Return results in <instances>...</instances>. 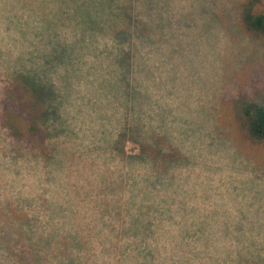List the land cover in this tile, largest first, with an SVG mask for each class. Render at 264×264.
<instances>
[{
	"label": "rangeland",
	"instance_id": "obj_1",
	"mask_svg": "<svg viewBox=\"0 0 264 264\" xmlns=\"http://www.w3.org/2000/svg\"><path fill=\"white\" fill-rule=\"evenodd\" d=\"M241 1L138 0L137 49L57 35L50 12L31 48L0 2V79L28 74L55 111L50 159L0 129V264L264 259V147L239 135L230 105L264 87V39L242 31ZM76 4L59 0L60 27L88 17ZM135 129L177 150L167 170L129 159L140 147L119 137Z\"/></svg>",
	"mask_w": 264,
	"mask_h": 264
},
{
	"label": "trees",
	"instance_id": "obj_2",
	"mask_svg": "<svg viewBox=\"0 0 264 264\" xmlns=\"http://www.w3.org/2000/svg\"><path fill=\"white\" fill-rule=\"evenodd\" d=\"M76 1V5L86 6L88 17L84 21L77 20L75 23L71 22L60 27L57 15L59 0L48 2L45 0H0L9 10L5 21L19 29L26 40L30 33L33 34L34 42L31 43L33 44L31 48L42 49L34 46L38 45L42 38L41 32L37 33L35 27L37 25L45 27V18L50 12L49 23L53 25L49 28L52 31L57 29V35L60 32H66L73 36L81 34L78 30H82L88 37L87 41L114 36L115 40L120 41L125 37L126 43L123 44H128V49H137L138 0ZM4 9L7 12L6 7ZM238 10L242 31L252 38L264 39V0H242L238 4ZM11 21L16 22L17 25L12 24L14 22ZM95 36L97 37L93 38ZM50 37L53 38V35L50 34ZM119 48L124 49V45H119ZM230 105L239 135L248 144L264 147V87L251 94L246 92L238 94ZM54 113L48 93L36 79L20 72L0 79V129L16 152L28 151L43 159L54 156L49 138V122ZM130 133L132 136L137 134V137H129L128 133L121 134L119 137L124 143L131 140L140 147V153L130 157V160L139 159L146 163L150 162L155 169L158 167L160 170H167L171 165L170 161L176 158L177 154L174 155V153H177V150L173 153L172 148L164 149L160 141L154 143L147 138L139 142L138 129L131 130ZM118 150L126 154L124 147ZM120 249V252L126 251L124 243ZM235 264H264V259L239 256Z\"/></svg>",
	"mask_w": 264,
	"mask_h": 264
}]
</instances>
